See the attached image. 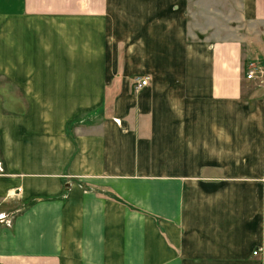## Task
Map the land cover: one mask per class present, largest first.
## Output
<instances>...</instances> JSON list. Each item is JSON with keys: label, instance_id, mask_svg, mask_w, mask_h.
Here are the masks:
<instances>
[{"label": "crops", "instance_id": "obj_1", "mask_svg": "<svg viewBox=\"0 0 264 264\" xmlns=\"http://www.w3.org/2000/svg\"><path fill=\"white\" fill-rule=\"evenodd\" d=\"M0 161V264H264V0H0Z\"/></svg>", "mask_w": 264, "mask_h": 264}, {"label": "built area", "instance_id": "obj_2", "mask_svg": "<svg viewBox=\"0 0 264 264\" xmlns=\"http://www.w3.org/2000/svg\"><path fill=\"white\" fill-rule=\"evenodd\" d=\"M253 75H254V72L253 71H250L248 74H247V78L251 79L253 78ZM149 77H145V78H141L139 80H137V84H136V88L137 90H140L141 88L147 86L149 84ZM1 161H0V168H1ZM2 219H5V215L4 213H1L0 214V220ZM259 252V250H255L254 251V254L257 255Z\"/></svg>", "mask_w": 264, "mask_h": 264}]
</instances>
